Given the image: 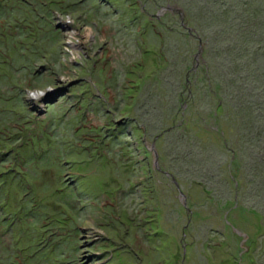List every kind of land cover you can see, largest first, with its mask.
<instances>
[{"label":"rangeland","instance_id":"obj_1","mask_svg":"<svg viewBox=\"0 0 264 264\" xmlns=\"http://www.w3.org/2000/svg\"><path fill=\"white\" fill-rule=\"evenodd\" d=\"M81 1L0 0V264H264V0Z\"/></svg>","mask_w":264,"mask_h":264},{"label":"trees","instance_id":"obj_2","mask_svg":"<svg viewBox=\"0 0 264 264\" xmlns=\"http://www.w3.org/2000/svg\"><path fill=\"white\" fill-rule=\"evenodd\" d=\"M84 2H85V0L81 1L80 3H84ZM109 4H111V0H104V2L102 3V5H109ZM121 5L123 6V4H121ZM131 9L132 8H127V7L124 6V7H121V8H117L116 12H115L116 14L114 12H112V15H114V16L117 15L118 17L122 18L121 19V22L123 24V28L121 29L122 31L137 30L134 27V25H136V21H137L138 18L135 15L133 17L132 16H128V15H130ZM239 49H241L240 46H239ZM233 50L236 51L234 55H237V53H242V52H239L240 50H237V46L235 48H233ZM242 56H244L243 53H242ZM247 69L249 70L248 67H247ZM25 105L28 106V103H26ZM114 125L115 126H113L112 128L111 127L107 128V130H106V134L107 135H117L118 134L117 131L120 130V126H122L123 124L118 125V123L115 122ZM237 147H240V149H241V147H243V146L239 144Z\"/></svg>","mask_w":264,"mask_h":264},{"label":"water","instance_id":"obj_3","mask_svg":"<svg viewBox=\"0 0 264 264\" xmlns=\"http://www.w3.org/2000/svg\"><path fill=\"white\" fill-rule=\"evenodd\" d=\"M59 91H60V89H52V88H50V89H48L46 91V93L42 94L40 97H32L30 95V100L34 104V105H30L28 103V106H29L30 110L31 111H36L38 114L43 115V113L45 111V109H44L45 105L47 103H54V102H56L58 100V98L60 96L59 93H61ZM52 94H54L53 98H52ZM153 151L156 152L155 144L153 145ZM174 182H175L177 188L179 189V191H180V193L182 195V198L184 199L185 198V194L181 191V187H180L179 182L175 178H174Z\"/></svg>","mask_w":264,"mask_h":264},{"label":"flooded vegetation","instance_id":"obj_4","mask_svg":"<svg viewBox=\"0 0 264 264\" xmlns=\"http://www.w3.org/2000/svg\"><path fill=\"white\" fill-rule=\"evenodd\" d=\"M120 124H122V123H118V125H120Z\"/></svg>","mask_w":264,"mask_h":264}]
</instances>
